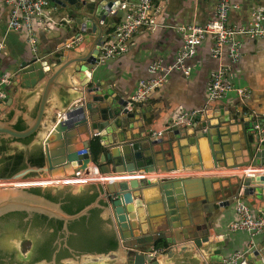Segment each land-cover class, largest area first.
Returning <instances> with one entry per match:
<instances>
[{
    "label": "water",
    "instance_id": "water-1",
    "mask_svg": "<svg viewBox=\"0 0 264 264\" xmlns=\"http://www.w3.org/2000/svg\"><path fill=\"white\" fill-rule=\"evenodd\" d=\"M49 1L58 18L52 35L64 39L55 49L39 57L34 51L18 64L10 82L20 86H15L10 108L0 112V141L5 140L0 169L1 161L17 153L25 164L10 176H0V217L37 213L62 221L68 232V222L101 210L117 247L59 264H96L86 258H99L101 264H226L222 258L207 259L221 255L226 239L217 236L214 216L241 188L258 208L254 199H261L264 190V173L253 174L264 166V139L252 132L255 122L246 107L208 105L183 121H170L160 134H150L149 114L136 118L135 108H127V97L95 72L102 39L118 22L115 5L120 0ZM96 143L101 148L97 154ZM37 154L43 155L42 165L29 161ZM135 170L144 173L123 178ZM95 171L101 175L96 177ZM226 171L236 174L233 181L220 176ZM192 182L203 185V193L190 194ZM36 187L72 194L90 189L96 196L71 214L60 202L33 192ZM194 207L205 215L195 219ZM12 238L24 241L27 236L17 228L7 231L4 242L10 250ZM158 243L167 247L164 252H142ZM110 253L116 258L106 261ZM260 262L264 264V239L237 264Z\"/></svg>",
    "mask_w": 264,
    "mask_h": 264
},
{
    "label": "crops",
    "instance_id": "crops-1",
    "mask_svg": "<svg viewBox=\"0 0 264 264\" xmlns=\"http://www.w3.org/2000/svg\"><path fill=\"white\" fill-rule=\"evenodd\" d=\"M218 0H153L156 9V23L151 28H143L132 40L129 49L120 56L107 60L102 64H97L95 72L98 79L106 82L112 81L116 88L123 95L128 97L137 86L138 80L148 76L147 66L155 60L161 59L164 63L174 60L177 50L181 45V37L176 27L188 22H198L204 24L214 17V12ZM233 6L229 10V22L235 26H241L248 22L250 13L255 7H264V0H230ZM10 5L8 0H0V41L4 47L1 49L0 65L9 74L17 68L18 64L29 58L32 51L26 39V33L9 28ZM55 8L48 5L44 10V15L40 21H33V28L37 36V50L40 54L55 49L64 39L58 35H52L58 18L54 15ZM213 38L208 36L205 41L198 46L195 55L190 61L191 74L186 77L179 71H172L164 84L154 90L147 102L137 104L136 118L149 114L150 130L163 131L167 123L181 111H199L208 105L221 103L224 105L239 103V97L235 89L226 93L224 99L212 102L208 98L206 84L210 72L219 64L227 63L228 59L225 52L219 59L210 56V47L213 45ZM241 57L239 61L231 66L228 72V81L233 88L245 87L251 90V96L246 102L247 112L254 120L264 113V39H251L241 37ZM91 68H89V72ZM79 75V74H78ZM86 75L81 74L82 81L86 80ZM79 78V77H78ZM80 78V79H81ZM15 82H9L5 87L7 102L1 103L0 112L10 108L14 93ZM24 88V87H23ZM138 130V129H136ZM253 132V131H252ZM47 134V132H46ZM44 135L43 139L47 135ZM151 134V133H150ZM42 139V141H43ZM93 165V166H92ZM95 168V164H91ZM96 177L101 174L95 171ZM253 174H261L254 172ZM232 171H226L220 176H227L229 180H234ZM241 176V174H237ZM48 176V174H47ZM49 178V176H48ZM226 183L225 180H222ZM216 185L217 182H215ZM190 194L203 193V185L196 182L188 184ZM153 194V192L151 193ZM261 199H254L259 208H254L258 212L264 213V190ZM244 199L247 198L244 196ZM233 202L225 207L223 211H218L214 216L215 230L217 236L226 237L225 245L221 255H209V262L224 260L236 250L246 248L245 256L254 249L264 239V233L253 237L251 243L250 235L243 230L230 231L229 224L236 218L235 204ZM189 212V210H188ZM194 218L202 217L203 212L199 208H192ZM178 222H181L180 215L176 212ZM186 221V220H184ZM188 221V220H187ZM249 243V244H248ZM163 244L157 245L161 247ZM113 261L116 254H108ZM115 264V263H114ZM258 264H261L258 263Z\"/></svg>",
    "mask_w": 264,
    "mask_h": 264
},
{
    "label": "built area",
    "instance_id": "built-area-1",
    "mask_svg": "<svg viewBox=\"0 0 264 264\" xmlns=\"http://www.w3.org/2000/svg\"><path fill=\"white\" fill-rule=\"evenodd\" d=\"M10 5L8 26L9 28L26 33V39L32 51H36L37 36L33 28V21H40L44 15L45 8L49 5V0H8ZM233 6L230 0H218L214 12V17L204 24L192 21L176 27L181 37V45L177 50L173 61L164 63L161 59L151 61L147 66L148 76L140 78L132 94L127 97V108H135L137 104L148 101L151 94L161 87L167 76L174 70L181 72L188 77L191 74L190 61L208 36L213 38V45L210 47V56L219 59L225 52L227 63L219 64L210 72L206 84L208 98L212 102L224 99L227 92L235 89L239 97L238 107L246 104L251 96V90L245 87L233 88L228 81V72L231 66L236 64L241 57V37L251 39H264V7H255L248 22L241 26H235L229 22V10ZM234 7V6H233ZM118 22L115 27L106 34L99 47L96 57V65L113 59L125 53L135 38L143 28H151L156 23V9L153 0H120L115 5ZM112 12V11H111ZM4 47L0 41V52ZM1 57V53H0ZM10 74L3 70L0 65V100L6 98L5 87L10 82ZM247 109V108H246ZM197 111H181L172 122L185 120L188 115ZM247 112V110H246ZM256 119L252 126V131L264 139V113ZM152 135L160 134L161 131L150 130ZM94 163V162H93ZM95 164V163H94ZM260 173H264V166L257 168ZM141 170L127 171L123 178L130 179L139 177ZM242 176V175H241ZM55 182L54 179H49ZM103 182V180H100ZM236 218L229 224L230 231L243 230L251 237L264 233V213L256 211L246 199H244L243 188L234 197ZM249 244V243H248ZM167 247H149L143 253L156 256L166 250ZM246 248L236 250L223 260L226 264H237L245 257Z\"/></svg>",
    "mask_w": 264,
    "mask_h": 264
},
{
    "label": "flooded vegetation",
    "instance_id": "flooded-vegetation-1",
    "mask_svg": "<svg viewBox=\"0 0 264 264\" xmlns=\"http://www.w3.org/2000/svg\"><path fill=\"white\" fill-rule=\"evenodd\" d=\"M0 142L2 143L1 148L4 146L5 140H1ZM12 163L13 160H10V157H8L1 161V168L9 167ZM41 191L44 190L41 189ZM59 191L61 190L51 193L57 194ZM62 192L60 199L65 197L66 191ZM106 223V221L102 224L99 223L100 227H102L103 245H107L108 239L114 235L113 231L106 226ZM69 224L70 222L67 224L68 232H66L63 229V224L60 228H57L56 223L51 225L50 219L45 220L35 213L17 211L3 215L0 217V264H59L65 259L76 260L81 256H89V254H101L85 250V238L81 231L82 226L72 225L71 223L70 229ZM14 228L19 229L27 236L22 245V248L25 251L27 250L26 256H18L14 248H11V250L6 248L4 234L7 231H12ZM41 254L48 255L49 258L36 260V257ZM176 264L185 263L179 262Z\"/></svg>",
    "mask_w": 264,
    "mask_h": 264
},
{
    "label": "trees",
    "instance_id": "trees-1",
    "mask_svg": "<svg viewBox=\"0 0 264 264\" xmlns=\"http://www.w3.org/2000/svg\"><path fill=\"white\" fill-rule=\"evenodd\" d=\"M1 147L0 149H2ZM94 149L97 152L101 151V148L98 143L95 144ZM29 161L32 164L36 165H42L43 163V155L37 154L36 156L30 155ZM10 160H13V163L9 167H3L0 170V176H10L19 169L23 168L25 166L24 164V158L22 153H17L14 156L10 157ZM33 192L43 194L45 197L57 201L61 203L62 208L68 212V213H75L82 209L85 205L90 203L96 196L95 192H90V189H84L78 194H72L70 192L65 193V197L60 199V196L62 195V191H59L57 194H52L49 190L41 191V188H33ZM100 212L98 208H94L90 210L88 216H83L77 220L71 221L69 224V228L71 229V226L74 225H81V231L83 232V237L85 238V247L84 249L87 251H95L96 253H106L110 250H114L117 247V241L114 237V235L111 236V238L108 239V244L103 245L102 244V227H100L99 223H104V220L100 218ZM37 214V213H35ZM38 216L42 217L43 219H50L47 218L44 215L37 214ZM87 226H86V224ZM51 225L53 223L57 224V228H60L63 224L62 221L57 219H50ZM72 223V225H71ZM161 243H158L154 246L160 245ZM164 246V245H163ZM43 258H49L48 255L41 254L36 257V260H40Z\"/></svg>",
    "mask_w": 264,
    "mask_h": 264
},
{
    "label": "rangeland",
    "instance_id": "rangeland-1",
    "mask_svg": "<svg viewBox=\"0 0 264 264\" xmlns=\"http://www.w3.org/2000/svg\"><path fill=\"white\" fill-rule=\"evenodd\" d=\"M12 242H13V247L22 255V256H26V252L23 248V241L21 240H17L16 238H12ZM106 261H112L109 255H106ZM86 262H90V263H96V264H101L99 258H86Z\"/></svg>",
    "mask_w": 264,
    "mask_h": 264
}]
</instances>
